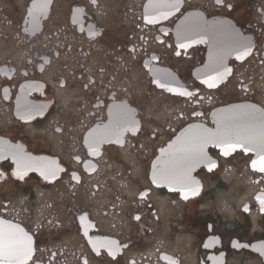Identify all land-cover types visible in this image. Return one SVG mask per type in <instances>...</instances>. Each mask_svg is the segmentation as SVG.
<instances>
[{
    "label": "flooded vegetation",
    "instance_id": "1",
    "mask_svg": "<svg viewBox=\"0 0 264 264\" xmlns=\"http://www.w3.org/2000/svg\"><path fill=\"white\" fill-rule=\"evenodd\" d=\"M217 123L225 150L153 173ZM0 142L41 162L0 161V264H228L264 243V0H0ZM231 179L255 191L228 238Z\"/></svg>",
    "mask_w": 264,
    "mask_h": 264
},
{
    "label": "water",
    "instance_id": "2",
    "mask_svg": "<svg viewBox=\"0 0 264 264\" xmlns=\"http://www.w3.org/2000/svg\"><path fill=\"white\" fill-rule=\"evenodd\" d=\"M184 137V145H181V149L188 151V157L190 158V162L185 157V154L180 152L177 148V145L173 146L172 149L164 150L158 159L155 161L153 166V173L160 174L163 171L164 164L167 163L168 158H173L172 162L178 163L180 166L188 167L189 172H193L200 165L196 157L193 155L197 151L201 149H205V146L210 145L212 147H216L220 150L226 149V132L224 124H216V127L211 132H189L186 131L184 134L180 135V139L176 140L174 144H178L182 142V138ZM246 147V141L244 139V131L242 127H229L228 126V150L230 152L241 151ZM12 148L8 147L6 143L0 142V161H4L7 159L12 160L16 165L24 167L27 172L37 171L36 168L40 166L37 163L38 161L33 160V158H29L22 155H17L12 153ZM191 153V155H189ZM37 164V166H35ZM35 166V167H33ZM205 247L221 248V240L218 236L209 237L204 244ZM230 248L236 252H241L242 250H248L254 254L259 255L262 258L264 263V243H254L252 245H247L245 243L239 242L237 239H233L230 244ZM209 264H226L225 254L220 253L217 256L208 257Z\"/></svg>",
    "mask_w": 264,
    "mask_h": 264
},
{
    "label": "rangeland",
    "instance_id": "3",
    "mask_svg": "<svg viewBox=\"0 0 264 264\" xmlns=\"http://www.w3.org/2000/svg\"><path fill=\"white\" fill-rule=\"evenodd\" d=\"M254 187L246 181L228 180V191L217 194L216 196V217L222 224L223 229L228 227V238L240 235L242 211L241 208L248 195L254 192ZM257 216L251 219L253 229L256 227ZM228 264H261L260 260L251 253L231 252L228 257Z\"/></svg>",
    "mask_w": 264,
    "mask_h": 264
}]
</instances>
